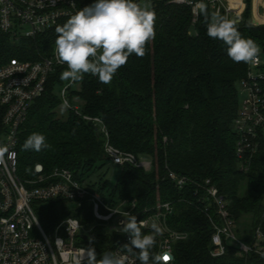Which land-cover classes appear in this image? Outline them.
Instances as JSON below:
<instances>
[{"label":"trees","instance_id":"trees-1","mask_svg":"<svg viewBox=\"0 0 264 264\" xmlns=\"http://www.w3.org/2000/svg\"><path fill=\"white\" fill-rule=\"evenodd\" d=\"M246 5L243 22L237 28L243 37L264 50V25L251 23V0H246ZM152 8L156 13V35L146 46V54L129 56L109 84L85 74L78 82L79 88L71 91V98L80 100L83 114L104 121L115 148L150 161L152 169L145 171L126 164L120 167V178L111 186L106 179L108 171L102 173L111 164L103 135L72 112L68 111L65 119L58 116L61 101L56 91L64 82L60 79L62 69H58L22 126L20 173L37 166L48 173L56 168L68 169L113 207L122 201L132 207L136 202L133 213L138 221L156 214L159 204H170L172 213L167 216V225L188 235L187 240L174 244L172 264H263L256 254L239 256L234 247H227L221 258L211 257L213 229L202 212L205 205L198 188L211 181L229 203L238 227L244 224V232L239 227L238 234L243 233L246 241L260 224L264 230V153L245 172L235 152L239 87L248 64L233 62L227 55V46L207 35L201 14L193 23L190 8L166 0L156 2ZM55 29L36 40L20 42L0 32V68L14 58L34 60L37 52L50 55L57 37ZM33 132L42 133L50 147L40 152L22 150L25 139ZM170 172L191 182L180 190L169 178ZM96 174L99 182H90ZM69 206L64 201L49 203L40 213L43 227L50 230L68 216L78 218L87 228L95 224L90 205L74 212ZM90 237L99 258L113 251L122 235L96 224L81 245L87 248ZM154 251H159L158 238Z\"/></svg>","mask_w":264,"mask_h":264},{"label":"built area","instance_id":"built-area-1","mask_svg":"<svg viewBox=\"0 0 264 264\" xmlns=\"http://www.w3.org/2000/svg\"><path fill=\"white\" fill-rule=\"evenodd\" d=\"M159 1L164 0H148L151 6ZM166 1L190 8L193 23L197 22L200 16L197 7L199 1ZM87 2L88 0H0V32L10 36L15 42L24 39L36 40L40 35L55 29L62 20L87 6ZM204 2L210 12H219L229 18L238 17L237 25L243 22L246 0H242L241 10L233 9L228 0ZM258 9L263 14L264 3ZM251 22L256 26L264 25L257 23L254 15ZM54 49L50 55L37 52L34 60L14 58L0 68V150H4L0 159V264H74V258L80 257L81 250L86 248L81 245V240L88 238L96 224L106 225L110 232L122 235L113 251L129 242L128 234L118 229L122 226L125 212L135 215L134 208L130 207L128 201H122L113 207L109 200L98 191L91 190L68 169L56 168L48 173L42 166H37L34 170L20 173L18 146L22 126L26 123L32 106L46 92L50 77L58 69L66 70V65L56 62ZM260 49L259 63L248 64L246 77L240 84L243 99L234 121L236 157L245 172H249L254 159L264 153V50ZM78 88V82L68 87L64 81L58 86L60 93L57 97L62 103L66 96L70 104L67 110L95 126L103 135L104 150L111 164L118 167L128 164L150 171V161L123 152L111 144L107 127L100 117L82 113L80 100L71 98V91ZM169 178L180 190L191 182L174 172H170ZM199 187L202 195L200 201L205 205L202 212L213 229L211 257L221 258L226 255L227 247H234L239 256L256 254L264 262L263 225L255 228L248 241L242 240L229 203L219 190L210 180L199 184ZM63 201L75 205L76 209L82 208L86 202L89 203L95 220L93 227L89 229L78 218L68 216L57 222L52 229L46 230L33 206ZM170 213V204H159L157 213L144 221L149 226L153 220L159 223L163 229V235L159 236V251H170L174 257V244L187 240L188 235L169 228L167 216ZM118 216L122 218L114 224ZM143 230H150V227ZM58 240L60 241L57 242ZM174 260L175 258L173 262ZM130 264H137L134 256L130 257Z\"/></svg>","mask_w":264,"mask_h":264},{"label":"clouds","instance_id":"clouds-1","mask_svg":"<svg viewBox=\"0 0 264 264\" xmlns=\"http://www.w3.org/2000/svg\"><path fill=\"white\" fill-rule=\"evenodd\" d=\"M197 7L203 16L207 35L227 46V55L233 62L259 63L261 49L255 41L241 35L237 28L238 17L209 12L204 0H199ZM155 22L156 13L148 0H94L81 8L55 29V60L66 65L60 75L61 81H66L70 87L82 81L85 74H91L103 84L111 83L129 56L143 57L146 54V46L156 35ZM69 107L65 96L60 111L63 113ZM49 147L42 133L33 132L25 139L22 150L40 152ZM3 151L0 150V159ZM135 206L133 201L132 207ZM123 217L121 224L123 233L129 236L128 243L117 251L104 252L98 258L90 237V245L81 250L80 257L74 258V264H130L132 256L140 264H172L174 257L170 251H154L157 238L163 235L156 220L149 226L128 212ZM145 227H150L147 234L142 231Z\"/></svg>","mask_w":264,"mask_h":264},{"label":"rangeland","instance_id":"rangeland-1","mask_svg":"<svg viewBox=\"0 0 264 264\" xmlns=\"http://www.w3.org/2000/svg\"><path fill=\"white\" fill-rule=\"evenodd\" d=\"M253 5H254V0H251V11H250V21H252L253 20V15H254V20L256 21V22H261V23H263L264 22V13L262 14L261 12H258V10L256 9L255 10V14H253V10H252V8H253ZM244 15V14H243ZM252 23V22H251ZM264 24V23H263ZM60 93V89L59 90H57L56 91V94H57V96H58V94ZM239 95H240V101L243 99V91H242V88L241 87H239ZM75 102V101H74ZM75 104H76V102H75ZM57 111V113H58V116L60 117V118H62V119H65L66 117H67V113H68V110H66L65 112H61L60 111V107L56 110ZM106 156H107V154H106ZM108 157V156H107ZM137 157V156H136ZM137 158H139V157H137ZM106 171H108V173H107V177H106V179L107 180H109L110 182H111V186H114L115 185V183H116V181L120 178V167H118V166H116V165H114V164H108V166L102 171V173H105ZM89 182V181H88ZM90 182H93V183H96V182H99V175L98 174H96V175H93L91 178H90ZM87 206H89V203H85ZM84 204V205H85ZM83 205V206H84ZM47 206H48V204H35L33 207H34V210H35V212H36V214H37V216H38V218H39V220L41 221V219H40V213L42 212V211H44V210H46V208H47ZM69 208H70V211H73L74 212V210H76V206L75 205H72V204H70V206H69ZM122 218V216H118L116 219H115V221H114V224L116 223L117 224V222L120 220ZM124 219V218H123ZM93 227V225H90V227H89V229H91ZM240 230L242 231V232H244V224H240ZM109 228V227H108ZM88 229V230H89ZM119 231L120 232H123V228H122V226H120L119 228ZM109 230V229H108ZM88 232V231H87ZM243 233L241 234V235H239L241 238H242V240H244V241H246V237L243 235ZM158 240H160L159 239V237H158Z\"/></svg>","mask_w":264,"mask_h":264},{"label":"crops","instance_id":"crops-1","mask_svg":"<svg viewBox=\"0 0 264 264\" xmlns=\"http://www.w3.org/2000/svg\"><path fill=\"white\" fill-rule=\"evenodd\" d=\"M230 1V5L233 9H242V0H228ZM263 0H254V8H253V11H254V14H255V10H259L258 7L259 5H263ZM259 12V11H258ZM257 23H261V22H257ZM264 23V22H263Z\"/></svg>","mask_w":264,"mask_h":264},{"label":"snow or ice","instance_id":"snow-or-ice-1","mask_svg":"<svg viewBox=\"0 0 264 264\" xmlns=\"http://www.w3.org/2000/svg\"><path fill=\"white\" fill-rule=\"evenodd\" d=\"M165 259H167V257H165Z\"/></svg>","mask_w":264,"mask_h":264}]
</instances>
